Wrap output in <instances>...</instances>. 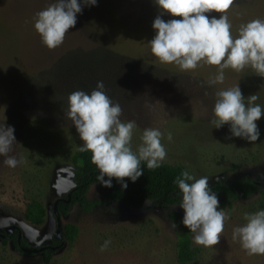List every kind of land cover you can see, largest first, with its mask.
<instances>
[{
  "label": "rangeland",
  "instance_id": "374dc122",
  "mask_svg": "<svg viewBox=\"0 0 264 264\" xmlns=\"http://www.w3.org/2000/svg\"><path fill=\"white\" fill-rule=\"evenodd\" d=\"M55 0H0V124L14 128L16 144L10 155L21 163L9 168L0 157V234L15 225L29 246H55L50 264H179V230L169 214L179 205L148 200L141 208L103 202L97 184L86 198L89 210L74 203L60 212L62 240L54 237L56 199L74 186L72 156L82 145L64 114L68 96L91 93L103 81L106 94L122 108V121H135V151L146 128L161 131L167 157L209 185L249 177L264 181V116L257 121L259 139L249 143L233 137L230 126L211 123L216 93L238 84L245 98L257 94L264 108V78L251 69H225L224 82L211 84L215 66L182 72L161 64L151 53L152 23L159 14L154 0H97L83 6L64 43L54 50L43 45L34 29L36 14ZM79 2V0H78ZM210 18L218 13H207ZM235 37L242 24L264 20V0H234L227 13ZM164 20L173 19L165 14ZM175 19H179L176 17ZM168 133L172 140L167 139ZM218 142V143H217ZM37 200L46 213L35 225L24 217L26 204ZM220 243L204 248L193 243L188 264H264V256H248L233 229L246 223L245 214L264 211V189L232 201L225 208ZM74 224L77 235L66 239L64 226ZM54 238L59 244H54ZM105 241H110L101 251ZM54 244V245H53ZM0 264H44L41 251L21 253L13 239H0Z\"/></svg>",
  "mask_w": 264,
  "mask_h": 264
},
{
  "label": "clouds",
  "instance_id": "9594fccd",
  "mask_svg": "<svg viewBox=\"0 0 264 264\" xmlns=\"http://www.w3.org/2000/svg\"><path fill=\"white\" fill-rule=\"evenodd\" d=\"M97 0H55L36 14L34 29L44 46L54 50L64 43L69 30L77 23L83 6H95ZM159 14L152 23L154 38L149 42L152 55L164 65L177 66L182 72L195 71L204 65L215 66L217 75L211 84L224 82L225 69L237 73L251 69L264 78V20L254 19L242 24L238 34H232L228 11L234 0H154ZM218 13L209 17L207 13ZM167 14L173 19L164 20ZM179 17V19H175ZM257 94L245 98L238 86L217 91L214 103L216 129L230 126L233 137L256 142L260 137L257 121L264 116V108L255 103ZM64 114L72 122L82 145L80 152H90L91 162L99 171L97 180L105 188L112 180L126 189L125 179L133 183L144 172L161 167L167 152L160 130L146 128L135 151L132 139L137 128L135 121H122V108L114 103L98 81L91 93L77 90L67 98ZM167 139L172 140L168 133ZM14 128L0 124V157L9 168L21 161L10 155L16 144ZM218 143V142H217ZM107 177V179H105ZM182 193L179 207L183 210L182 224L193 234V243L215 248L220 243L229 214L220 210L218 195L209 187L208 177L197 179L185 171L176 180ZM246 223L233 229L232 239L239 240L248 256H264V211L245 214ZM174 230L176 225L173 223ZM105 241L101 251L107 249Z\"/></svg>",
  "mask_w": 264,
  "mask_h": 264
},
{
  "label": "trees",
  "instance_id": "16d2710c",
  "mask_svg": "<svg viewBox=\"0 0 264 264\" xmlns=\"http://www.w3.org/2000/svg\"><path fill=\"white\" fill-rule=\"evenodd\" d=\"M72 163L74 186L68 196L58 199L57 208L60 212H67L74 203L89 210L94 202L87 200L86 194L93 184L98 185L103 202L117 201L130 208H141L148 200L159 202L162 205H178L182 202V193L176 183L177 178L185 172L181 166L162 163L161 167L149 170L146 163L142 162L141 168L144 174L134 183L125 179L124 183L128 186L122 190L115 179L112 180L111 188H105L99 183L97 180L99 171L91 162L90 152L76 150L72 156ZM209 187L218 195L220 208H225L234 200L249 198L256 191L264 189V186L259 185L258 181L249 177L236 178L228 183L217 180ZM67 198H69L68 201ZM45 213L46 210L42 203L31 200L25 206L24 217L32 224L38 225L42 223ZM183 215V211L176 210L169 214V218L179 230L178 263L188 264L192 259L191 237L188 229L182 224ZM64 232L66 239L72 241L77 235V227L74 224H68L64 226ZM6 238L13 239L21 253L34 254L33 247L19 238V230L15 229L11 234L5 231L0 239L5 242ZM53 243L59 244L60 241L54 238ZM41 253L44 264H50L53 250L47 247Z\"/></svg>",
  "mask_w": 264,
  "mask_h": 264
},
{
  "label": "water",
  "instance_id": "95a60500",
  "mask_svg": "<svg viewBox=\"0 0 264 264\" xmlns=\"http://www.w3.org/2000/svg\"><path fill=\"white\" fill-rule=\"evenodd\" d=\"M258 183H259V185L264 186V181H259ZM68 200H69V198H67V201ZM57 202H58V199H56L54 204H53V213H54L56 223H57V229H56L54 237L56 239L62 240V223H61L60 212L57 208ZM15 229H16L15 225H12V226L8 227L6 229V231L11 234V233H13V231ZM0 236H3V234H0ZM47 247H50L52 249L55 248V246L50 245V246H43V247H39V248H33L32 251L33 252L42 251Z\"/></svg>",
  "mask_w": 264,
  "mask_h": 264
}]
</instances>
